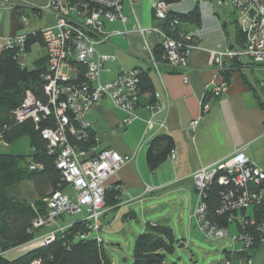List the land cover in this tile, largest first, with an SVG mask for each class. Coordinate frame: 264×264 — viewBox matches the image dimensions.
Returning <instances> with one entry per match:
<instances>
[{"label": "crops", "instance_id": "0c3cea01", "mask_svg": "<svg viewBox=\"0 0 264 264\" xmlns=\"http://www.w3.org/2000/svg\"><path fill=\"white\" fill-rule=\"evenodd\" d=\"M155 1L122 0L121 11L126 23H106L107 42L97 48L98 53L115 57L113 62L105 65L100 76L102 82L114 79L122 71L148 73L154 90L151 97L152 105H155L151 111L153 127L150 130L146 127V121L151 117L147 109L149 95L140 97L135 107L137 119L127 127H120L124 115L106 99L86 113L85 120L89 131L99 139L95 145L97 149L108 148L133 158L108 181L111 186L117 185L120 202L113 209L107 208L102 218L108 217L109 213H112V219L116 214L126 216L128 213L132 218L136 217L135 210L141 209L142 221H149L140 226L139 231L145 230L146 223H151L167 225L173 233L177 226L183 233H191V211L197 200L191 178L195 171L214 165L239 150L264 172V113L251 89L240 78V72L245 70L258 88H264V65L237 57L223 58L221 68L210 64V50L240 49L237 46L240 40L235 33V13L218 5V0H180L169 5L170 11L186 14L197 6L200 26L183 24L181 34L190 36L196 47L189 55L185 69H167L153 54L160 45L159 36L155 33L141 36L135 31L137 25L162 30L152 9ZM47 3L48 0H0V53L8 41L24 39L28 34L54 27L55 16L47 10ZM45 57V46L35 44L29 53L20 52L17 61L33 70L34 63ZM242 59L245 66L237 67L236 62ZM223 71H229L228 82L222 76ZM211 83H223L220 94L209 92ZM204 106H207L205 111ZM158 107L164 109L161 111ZM193 121L197 124L191 129ZM159 135L173 140L175 156L171 158L169 154L165 162L149 171L146 149ZM25 138L24 152L17 142L7 145L0 140V153L28 155L30 143ZM146 187L153 190L146 192ZM240 248L233 245L231 250L224 249L230 252L231 264H235L234 254ZM25 252L27 249L15 248L3 256L13 260ZM250 254L252 264H264V238Z\"/></svg>", "mask_w": 264, "mask_h": 264}, {"label": "built area", "instance_id": "2783aa9c", "mask_svg": "<svg viewBox=\"0 0 264 264\" xmlns=\"http://www.w3.org/2000/svg\"><path fill=\"white\" fill-rule=\"evenodd\" d=\"M121 3L122 0H85L83 4L70 5L67 0H48L46 8L54 14L55 25L41 32L47 59L46 71L41 75L45 101L37 99L27 90L23 101L12 111V115L16 122L30 120L36 127L48 118L53 119V126L43 128L40 135L45 141L46 150L54 157L55 166L60 171L66 188L52 193L44 200L46 212L37 214L32 224L34 229L48 227L60 216H79L77 220L85 224V231L78 233L75 240L92 238L97 243L102 242L98 229L99 220L106 212L104 193L111 186L108 181L133 158L121 156L112 149H97V137L93 138L94 144L89 146V124L85 120V114L106 99L123 113L120 127H127L137 119L135 107L140 99L137 88L139 72L122 71L110 81H100L105 65L113 62L115 57L100 54L97 48L107 42L108 35L104 29L106 23H126ZM218 5L235 13L236 25L244 38V47L235 51L210 50L209 63L221 68L223 58L237 57L249 59L255 65H264V0H218ZM152 9L159 22L164 21L170 11L169 5L163 0H156ZM170 25L175 27L179 22L175 19ZM135 31L141 36L151 33L159 36L163 65L170 70L185 69L187 59L196 47L193 42H188L190 36L181 42L159 29H145L137 25ZM23 41V38L8 41L6 46L21 47ZM150 55L155 62L151 53ZM223 86V83H211L208 89L210 93L218 95ZM154 106H147L151 114L146 121L148 130L154 124V114L151 113ZM158 108L161 111L164 109ZM205 110L207 106L203 107V111ZM196 124L197 121H193L191 129ZM174 156L172 151L170 157ZM28 169L40 171L42 165L31 162ZM191 178L197 196L191 211L195 229L206 239L216 240L227 236V229L232 223L239 225L241 231L236 227V235L231 240L241 243V251L248 254L254 241L249 230L255 228L258 232H264V222L257 224L252 215L255 207L260 208L264 214L263 170L251 164L237 150L214 165L198 169ZM214 181L222 187L216 214L219 217L226 216L228 227H222L207 214L204 198L206 190ZM152 190L149 187L145 189L146 192ZM72 222L45 230V234L25 246L33 244L43 247L51 244L55 235L63 232ZM37 263L38 261L33 262ZM234 263L250 264V260L243 257L236 259Z\"/></svg>", "mask_w": 264, "mask_h": 264}, {"label": "trees", "instance_id": "16d2710c", "mask_svg": "<svg viewBox=\"0 0 264 264\" xmlns=\"http://www.w3.org/2000/svg\"><path fill=\"white\" fill-rule=\"evenodd\" d=\"M163 1L170 5L180 0ZM67 2L70 5H77L85 3V0H67ZM175 19L178 20L179 25L174 27L170 23ZM185 23L195 27L200 26V12L197 6L186 14L169 11L166 19L160 22V27L166 34L182 42L188 36L180 32V28ZM235 30L236 38L240 40L237 46L242 49L244 47L243 35L236 25ZM188 42H192V38ZM35 44L44 46L41 32L28 34L21 47L18 45L6 46L0 53V140L10 145L27 137L30 143L28 155L0 153V264H33L35 261H38L37 264H111L104 251L103 241L97 243L92 238L75 240L78 233L85 231V224L77 219L63 232L57 233L54 241L49 245L34 248L13 260H8L3 256L6 252L19 248L35 238L37 229L35 230L32 224L37 214H45L44 200L52 193L63 191L66 188V183L62 181L61 173L55 166L54 157L46 150L45 141L40 135L43 128L53 126V119L48 118L36 127L30 120L18 123L12 115V111L19 107L23 101L24 93L27 90L31 91L37 99L45 101L41 75L46 71V57L36 61L33 70H28L17 61L20 52L29 53ZM153 54L157 62L163 63V49L160 45L153 51ZM241 65V62H236L237 67ZM222 76L225 81H229V71H223ZM138 78L139 96L149 95V105H152L154 100L152 101L151 97L154 90L148 73L140 71ZM240 78L251 89L264 113V104L256 96V92L245 74L240 72ZM259 90L264 95V88L259 86ZM93 138V133L89 131V146L94 144ZM173 148L174 143L170 137L164 135L154 137L149 142L145 154L148 170L154 171L165 162ZM31 162L41 164L42 169L30 171L28 165ZM24 182L33 187L36 197L33 204L27 201L21 191ZM221 190L222 187L214 181L206 190L204 202L207 206L208 217L222 227H228L226 216L219 217L216 214L220 206L219 194ZM119 202L117 185L107 188L104 193L105 208L113 209ZM252 215L257 224L264 222V214L260 208H253ZM56 221L63 223V216H60ZM236 227L241 231V226ZM249 231L253 236L254 248L264 238V232H258L255 228H251ZM174 241L173 231L169 226L146 223L145 230L134 239L132 264H167L165 256L173 252ZM223 252L226 254V259H229L230 252L226 250ZM239 255V253H235L234 257ZM170 264H178V262Z\"/></svg>", "mask_w": 264, "mask_h": 264}, {"label": "rangeland", "instance_id": "374dc122", "mask_svg": "<svg viewBox=\"0 0 264 264\" xmlns=\"http://www.w3.org/2000/svg\"><path fill=\"white\" fill-rule=\"evenodd\" d=\"M250 63L249 59H246ZM26 138H21L15 142L20 145L24 152ZM14 142V143H15ZM9 152V150H6ZM21 191L24 197L30 204H33L36 197L31 184L22 183ZM140 208V207H139ZM107 209V208H106ZM251 209H249L250 211ZM136 217L129 218V213L126 216L116 214L112 219V213L108 217L99 220V236L103 241V248L111 261V264H132V250L135 237L142 231H139L140 226H144L146 221H142L143 212L141 209H136ZM79 216H64L63 223L56 221L48 227L36 230V241L40 235L45 234V230H50L53 227H59L64 223L72 222ZM60 223V224H59ZM193 225V224H192ZM177 226L173 233L175 241L173 242V252L165 256V263L178 262V264H224L225 254L224 249L231 250L234 245L235 248L241 246L239 242H232L231 239L236 235V226L232 223L227 229V236L221 239L209 240L202 236L194 227L191 233L180 231ZM138 230V231H137ZM173 231V230H172ZM36 239V240H35ZM233 243V245H232ZM26 245V244H25ZM21 246L22 251H30L38 248V245ZM225 264H231L230 259L225 260Z\"/></svg>", "mask_w": 264, "mask_h": 264}, {"label": "water", "instance_id": "95a60500", "mask_svg": "<svg viewBox=\"0 0 264 264\" xmlns=\"http://www.w3.org/2000/svg\"><path fill=\"white\" fill-rule=\"evenodd\" d=\"M242 65L245 66V61L242 59L241 60ZM244 74L246 75L249 83L251 84V86L253 87V89L255 90L257 97L261 100V102L264 104V95L261 93V91L259 90V88L257 87L256 83L252 80V78L250 77V75L248 74L247 71L244 70Z\"/></svg>", "mask_w": 264, "mask_h": 264}, {"label": "flooded vegetation", "instance_id": "af4514ba", "mask_svg": "<svg viewBox=\"0 0 264 264\" xmlns=\"http://www.w3.org/2000/svg\"><path fill=\"white\" fill-rule=\"evenodd\" d=\"M241 248H242V245H241ZM241 248H240L239 252H237V253H239L240 255H239L238 257H236V258L234 259V261H235L236 259H241V258H243V257H248L249 260H250V264H252L250 251L253 249V246H252L251 249L249 250L248 254H246L244 251H241Z\"/></svg>", "mask_w": 264, "mask_h": 264}]
</instances>
